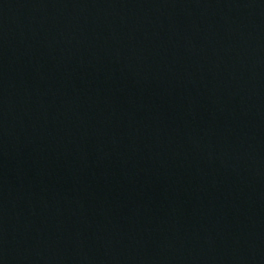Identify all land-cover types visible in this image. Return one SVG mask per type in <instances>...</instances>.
I'll use <instances>...</instances> for the list:
<instances>
[{
  "label": "water",
  "instance_id": "95a60500",
  "mask_svg": "<svg viewBox=\"0 0 264 264\" xmlns=\"http://www.w3.org/2000/svg\"><path fill=\"white\" fill-rule=\"evenodd\" d=\"M224 84L264 210V0H191Z\"/></svg>",
  "mask_w": 264,
  "mask_h": 264
}]
</instances>
